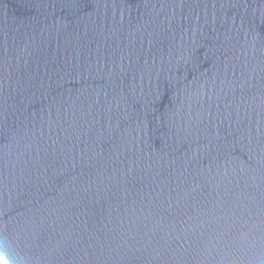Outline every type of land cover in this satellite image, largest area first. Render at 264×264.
<instances>
[{
    "label": "water",
    "instance_id": "1",
    "mask_svg": "<svg viewBox=\"0 0 264 264\" xmlns=\"http://www.w3.org/2000/svg\"><path fill=\"white\" fill-rule=\"evenodd\" d=\"M1 264H264V0H0Z\"/></svg>",
    "mask_w": 264,
    "mask_h": 264
},
{
    "label": "trees",
    "instance_id": "2",
    "mask_svg": "<svg viewBox=\"0 0 264 264\" xmlns=\"http://www.w3.org/2000/svg\"><path fill=\"white\" fill-rule=\"evenodd\" d=\"M1 264V263H0Z\"/></svg>",
    "mask_w": 264,
    "mask_h": 264
}]
</instances>
